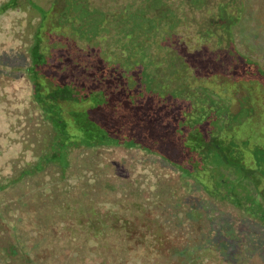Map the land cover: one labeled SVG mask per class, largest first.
Masks as SVG:
<instances>
[{
    "label": "trees",
    "instance_id": "trees-1",
    "mask_svg": "<svg viewBox=\"0 0 264 264\" xmlns=\"http://www.w3.org/2000/svg\"><path fill=\"white\" fill-rule=\"evenodd\" d=\"M89 2L94 5L56 0L48 27L50 55L43 58L45 44L39 43L28 48L33 63L15 71L22 73L10 80L0 75V86L17 85L10 96L0 89V105L11 118L10 142L22 145L0 167V264H259L264 260V236L258 232L264 226V69L248 55L239 68L230 58L227 73L223 61L211 67L205 61L209 52H217V59L240 53L234 27L246 19L249 4L215 0L211 11L212 1L188 0L189 7L203 12L189 22L169 3L150 0L156 12L147 27L134 23L126 31L128 37L147 38L127 51L148 53L149 73L136 76L130 66L129 74L74 76L80 85L64 86L60 78L71 76L61 51L64 37L80 35L77 20L59 16ZM258 19L264 28V16ZM258 26L252 28L259 31ZM54 55L55 75L37 71V58L50 64ZM100 92L122 94L124 108L113 110H127L116 115L123 130L96 131L90 118L94 105L85 95ZM238 95L244 99L238 101ZM119 102L104 104L111 109L121 107ZM209 104L217 108L212 124ZM131 108L180 110L173 135L183 153L189 147V155L178 163L157 153L146 137L145 120L134 119ZM255 115L263 118L259 126Z\"/></svg>",
    "mask_w": 264,
    "mask_h": 264
},
{
    "label": "flooded vegetation",
    "instance_id": "flooded-vegetation-1",
    "mask_svg": "<svg viewBox=\"0 0 264 264\" xmlns=\"http://www.w3.org/2000/svg\"><path fill=\"white\" fill-rule=\"evenodd\" d=\"M55 1L56 0H47L46 5H42L39 4L37 0H34L33 5H31L32 12L29 15L25 14L23 16L25 17L24 26L27 24L29 25V34L27 37L28 40H25L23 35H18L15 37V33H18V31L13 30L14 37L18 41H14L15 46L11 47L12 54H8V59H10L11 62L9 61V64H6V67L13 69V71L19 69L21 67L19 62H21L23 58L28 61V65L32 64L34 60V53L32 54L29 51L31 48L34 49L39 43L41 45L45 44V49L42 51L43 58L46 59L47 56L50 55L48 44L52 41L48 36V27L51 25L53 20L52 9ZM91 1L94 5H91L89 2L86 5H80L77 9L75 7L73 9L69 7L66 13L61 12V15L59 16V18H64L65 22H75V20H77L79 26L78 35L80 36L76 39L65 36L63 49L61 50L63 52L64 58H66V69L70 72V74L82 78H95L99 76L115 77L129 74L127 70L130 66L136 69V72L134 73L136 76H144V74L146 75V72L149 73L148 69L145 70L144 67L146 66L147 68L149 66L150 55L148 53H141L129 56L127 51V47L132 43L138 44L139 41L147 38L144 36L128 37L126 35V31L128 28L133 26L134 23L142 25L146 24L147 27L148 18L156 12V7L150 6V0ZM162 1L164 3H169L172 9L182 16L181 18H187L189 22H194L195 20L202 18V10L194 8L193 5L189 7L187 3L188 0ZM205 1H212V4H210L209 7L211 11H213L216 4L214 3L215 0H200L199 3ZM26 3L29 5L27 1ZM34 6L37 8V10H34ZM121 15L124 16V19L121 17ZM176 15H173L174 18ZM107 17L108 19H106ZM12 25H14V22L11 23V28ZM41 27H43L42 34H45V36H42L41 39H38L37 35ZM91 27H95V30H93L92 33L90 31ZM248 27L249 26H247L244 18L242 23L240 22L234 27V43L240 53H233V55L225 53L217 59L216 55H219L217 52H209L205 56V61H208V67L213 66L215 60H220L223 61V67L226 70H224L223 73H227L229 72L228 67L230 58L236 59L235 61H239V63L235 65V68H239L240 66H244V63H241L242 57L248 55L256 61L257 67L264 69V53L262 52L263 49L260 41H257L256 38L257 31L251 30L252 28ZM142 44L144 46L143 48L147 47L148 45L146 40ZM223 44L224 46H227L228 41L224 42ZM208 45L211 49L216 48L214 47V44ZM15 47L17 48L19 55L16 52ZM159 57L161 59L160 67L161 69H164L165 62L163 60L166 57V54L161 53ZM75 68H77V72L73 70ZM244 71L245 70L239 69L238 73ZM232 82L239 86V80L233 79ZM241 96L242 95H238V101L241 100L240 98L244 99V96ZM259 99L261 100L260 96ZM208 106L209 124H212L213 122H216L215 115L217 114V108L210 104ZM260 117L261 116L257 115L254 116L257 126L263 122V118Z\"/></svg>",
    "mask_w": 264,
    "mask_h": 264
},
{
    "label": "rangeland",
    "instance_id": "rangeland-1",
    "mask_svg": "<svg viewBox=\"0 0 264 264\" xmlns=\"http://www.w3.org/2000/svg\"><path fill=\"white\" fill-rule=\"evenodd\" d=\"M26 1L29 3V5H27ZM37 1L39 4L42 5H46L47 3V0H37ZM33 2L34 0L31 1L30 0H0V75L4 74L7 78H9L6 80H10L15 75L22 73L21 71L16 73L15 71L18 69L13 71V69H9L8 67H6V64H9L10 59H8V54L9 53L12 54L11 47L15 46L14 41H18L15 37H17L18 35H23V38L25 40H28L27 37L29 34V28H28L29 25L27 24L26 26H24L25 17L23 16L25 14L29 15L32 12L31 5H33ZM246 2L249 4L250 7L248 9V14L245 19V22L247 23V26L252 28V26L254 25L253 28H255L260 24V20L258 19V14L264 16V0H246ZM2 6H4V9H1ZM34 10H37L35 6H34ZM13 22L14 25H12L11 28V23ZM256 23L257 25H255ZM253 28L251 30H254ZM42 29L43 27H41V29L39 30L38 39H40L42 35ZM258 29L259 31H257L256 38L257 41L258 40L260 41L262 48H264V28L260 29V27L258 26ZM13 30L18 31V33H15V37L13 34ZM37 45L39 46V44ZM16 52L18 53L17 48H16ZM58 53L60 54L61 52L57 50L56 54L59 55ZM36 62H37V71H41L42 73L48 75H55L56 67L59 65V63L55 60V55L54 57L50 58L49 60L50 64H46L45 60H42L40 58H37ZM27 63L28 61H26L23 58V60L19 62V65L21 66L20 68H25ZM73 70L77 72V68ZM64 75L60 78V84H63L64 86L71 85V83L77 84L78 86L80 85L79 79L77 80L73 79L74 77L73 75H71L72 77L64 76ZM64 77L68 79L65 81L63 79ZM15 87H17V85H6L5 87L0 86V89L6 88L10 96L11 91L16 89ZM85 96H88L89 100L94 105L92 111H90V118L93 122L96 123L95 128L98 133H103V132L113 133V131L115 130H119V131L123 130L120 123V119H118V116L116 115L119 112L123 113L127 110H113V109L124 108L123 105L125 104V101L123 100L124 98L122 94H111V93L100 92L95 94L88 93ZM107 100L110 101V103L111 102L115 103V101L119 100L120 102L117 103V105H120L121 107L113 106L110 107L111 109H108L106 108L108 106L104 104V102H106ZM0 106H1L0 107V134H1L0 145L2 146V152L0 154V167L2 166L6 167L8 161L11 158L17 156L22 151V145L20 143L10 142L9 138L12 135L8 134L7 131H9V123L11 121V118L7 117L5 111L3 110V104H1ZM131 109L132 111L129 112L133 115L134 119L140 117L141 119L145 120L146 129H147L146 137L150 140L149 145L152 148H154L157 151V153L166 155L171 160L176 161L178 163H180V161L183 159L185 154L186 156L189 155L190 153L189 147L186 149V153H183V145L181 144V140L176 139L173 135V131L175 128V120H176V117L174 119V116H176L180 110L165 109V111L162 112V114H160L159 111L161 110L158 109H143V108H131ZM110 110L111 113H109ZM166 116L173 117V119H171L168 122H164ZM130 129H133V126L132 128L130 127ZM121 134L122 133L117 135H121ZM159 137L163 139L160 140ZM196 160H198V158H196ZM258 232L264 236V226H259ZM259 264H264V260L261 259L259 261Z\"/></svg>",
    "mask_w": 264,
    "mask_h": 264
}]
</instances>
